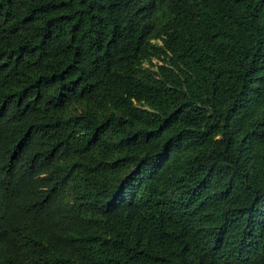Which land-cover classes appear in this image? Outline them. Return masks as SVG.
I'll return each mask as SVG.
<instances>
[{
	"label": "trees",
	"instance_id": "1",
	"mask_svg": "<svg viewBox=\"0 0 264 264\" xmlns=\"http://www.w3.org/2000/svg\"><path fill=\"white\" fill-rule=\"evenodd\" d=\"M0 264H264V0H0Z\"/></svg>",
	"mask_w": 264,
	"mask_h": 264
}]
</instances>
